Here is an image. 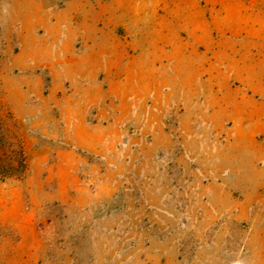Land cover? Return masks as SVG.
<instances>
[{"label":"rangeland","instance_id":"obj_1","mask_svg":"<svg viewBox=\"0 0 264 264\" xmlns=\"http://www.w3.org/2000/svg\"><path fill=\"white\" fill-rule=\"evenodd\" d=\"M262 41L264 0H0V264H264Z\"/></svg>","mask_w":264,"mask_h":264},{"label":"crops","instance_id":"obj_2","mask_svg":"<svg viewBox=\"0 0 264 264\" xmlns=\"http://www.w3.org/2000/svg\"><path fill=\"white\" fill-rule=\"evenodd\" d=\"M264 44V41H262ZM252 47V46H251ZM249 47L246 51L239 53L237 58L238 64L241 69L240 83L247 86L248 91L252 93L256 100L264 101V46L262 48ZM262 125L254 130L255 133L262 134L261 140L253 142L252 150L254 156L262 157L264 160V113L261 117ZM258 163L253 164V173H259Z\"/></svg>","mask_w":264,"mask_h":264},{"label":"trees","instance_id":"obj_3","mask_svg":"<svg viewBox=\"0 0 264 264\" xmlns=\"http://www.w3.org/2000/svg\"><path fill=\"white\" fill-rule=\"evenodd\" d=\"M24 164H25V161H24V159H23V160H21L20 165H21V166H24Z\"/></svg>","mask_w":264,"mask_h":264}]
</instances>
